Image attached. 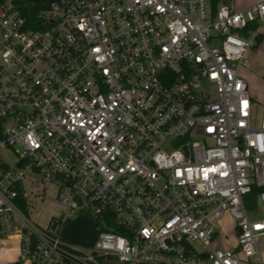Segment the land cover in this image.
Segmentation results:
<instances>
[{"label":"built area","instance_id":"2783aa9c","mask_svg":"<svg viewBox=\"0 0 264 264\" xmlns=\"http://www.w3.org/2000/svg\"><path fill=\"white\" fill-rule=\"evenodd\" d=\"M49 1L34 22L0 5V237L31 264L262 263L264 115L241 68L264 1ZM47 185L63 209L43 228ZM78 211L93 247L63 237ZM226 216L233 249L215 246Z\"/></svg>","mask_w":264,"mask_h":264},{"label":"rangeland","instance_id":"374dc122","mask_svg":"<svg viewBox=\"0 0 264 264\" xmlns=\"http://www.w3.org/2000/svg\"><path fill=\"white\" fill-rule=\"evenodd\" d=\"M247 61V58H246ZM246 66H242L241 71L245 70ZM250 86V91L252 94L253 86ZM260 89V88H259ZM260 92L262 93L261 89ZM252 97L254 98L253 94ZM257 98V97H256ZM264 115V100L260 98L255 99V107H254V125L259 126L261 120ZM4 159L10 164L15 165L17 162V156L10 150L3 151ZM36 179H41L40 176H35ZM48 189L46 191L49 199L42 200V186L35 187L34 191H37L39 194L37 199L31 204V210L29 216L33 221H36L41 227H46L49 223V220L52 216H56L59 214L63 207L60 204H56L54 201V197L56 194V189L51 185L46 186ZM251 220H260L264 219V208L262 206L259 207V211L257 214L250 213ZM222 226L229 230H232V221L229 218L223 219ZM19 225H23L21 222ZM219 229V227H218ZM99 229L96 225L95 218L86 211H78L76 215L66 224L63 230V237L69 242L84 246V247H93L97 237H98ZM219 245L222 248H225L226 245H235V237L234 235H229V238L221 237L218 241ZM21 250V247H20ZM110 264H120L117 262H113Z\"/></svg>","mask_w":264,"mask_h":264},{"label":"crops","instance_id":"0c3cea01","mask_svg":"<svg viewBox=\"0 0 264 264\" xmlns=\"http://www.w3.org/2000/svg\"><path fill=\"white\" fill-rule=\"evenodd\" d=\"M264 0H235L236 7L239 10H244ZM260 34L263 35V40L258 48L252 49L247 55V66L241 71L242 76L247 80L249 85L253 86L254 101L257 98L264 100V21L261 23ZM262 93L260 92V89ZM257 97V98H256ZM232 221V230L224 228L223 222L219 225L218 237L215 241V246L222 248L218 241L221 237L229 238V235H234L235 245H226L223 249H233L237 246V228L234 220L230 216H226ZM224 218V219H225ZM223 221V220H222ZM97 225V223H96ZM21 236L17 233L9 234L5 237H0V264H31L21 260ZM261 260L264 264V244L260 243Z\"/></svg>","mask_w":264,"mask_h":264},{"label":"trees","instance_id":"16d2710c","mask_svg":"<svg viewBox=\"0 0 264 264\" xmlns=\"http://www.w3.org/2000/svg\"><path fill=\"white\" fill-rule=\"evenodd\" d=\"M9 2H12L15 5L21 7L25 11V14L27 15L29 21L34 22L37 20L38 10L41 9V7L48 5L50 1L49 0H0V5ZM254 27H257V25ZM262 40H263V35L260 34L258 36L257 46L255 47V49L259 47ZM257 192L258 191H256V193ZM256 193H254L249 197L250 202L248 203V207H252L256 204Z\"/></svg>","mask_w":264,"mask_h":264}]
</instances>
